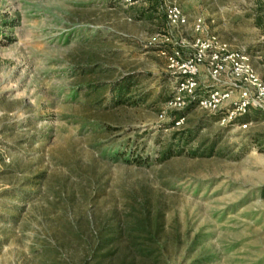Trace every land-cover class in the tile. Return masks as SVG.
I'll return each mask as SVG.
<instances>
[{"label": "rangeland", "instance_id": "374dc122", "mask_svg": "<svg viewBox=\"0 0 264 264\" xmlns=\"http://www.w3.org/2000/svg\"><path fill=\"white\" fill-rule=\"evenodd\" d=\"M202 1L264 80V0ZM171 5L0 0V264H264V113L229 125L194 107L167 126L160 49L193 40Z\"/></svg>", "mask_w": 264, "mask_h": 264}, {"label": "built area", "instance_id": "2783aa9c", "mask_svg": "<svg viewBox=\"0 0 264 264\" xmlns=\"http://www.w3.org/2000/svg\"><path fill=\"white\" fill-rule=\"evenodd\" d=\"M165 11L169 27L183 30L189 26V19L180 7L171 5ZM192 30L195 35L191 44L182 41L185 48L189 46L190 53L188 49L186 53L183 46L182 49H171L166 45L160 49L168 68L176 75V90L166 108L182 111L193 105L198 110L222 113V122L228 123L250 110L264 113V80L253 68L250 55L244 50H232L217 34L209 31L202 17L194 19ZM202 68L211 79L210 85L205 87L200 85L199 79ZM235 98L237 100L231 104ZM166 111L161 112L162 119ZM185 121V115L177 119L175 128H182ZM241 127L246 129L248 124Z\"/></svg>", "mask_w": 264, "mask_h": 264}, {"label": "trees", "instance_id": "16d2710c", "mask_svg": "<svg viewBox=\"0 0 264 264\" xmlns=\"http://www.w3.org/2000/svg\"><path fill=\"white\" fill-rule=\"evenodd\" d=\"M133 1H138V0H133ZM139 17H137V19H143V18H145L143 15H140ZM147 19L153 20V19H155V16H153V14H149L147 16ZM159 32L165 34V31H162V32L159 31ZM89 86H92V85H89ZM133 86H134V83H132L129 80H126L125 79L118 86L112 87V89H113L112 92L114 93L112 95L113 103L115 105L128 104L130 101H129V99H127V97L130 94L131 89H132ZM89 89L91 90L92 87H89ZM172 95L174 96L173 93H172ZM173 96H171L167 100L166 104L173 98ZM132 104H137V101L134 102V103H132ZM191 108H194V106L193 105H190L189 107L185 108L182 111H176V110L170 111L169 112L170 123L167 126L168 127L175 128V122H176V120L179 119L180 117L184 116L185 113H187L186 111H189ZM250 112L251 111H249V113H246V115H243L242 117H239V118L235 119L234 121H232L231 123H229V125L235 124V123H240V122L244 121V119L249 116ZM218 114L222 117V113H218ZM170 157H171L170 154H168L167 152H164L163 155H162V160L163 161L164 160H167Z\"/></svg>", "mask_w": 264, "mask_h": 264}, {"label": "crops", "instance_id": "0c3cea01", "mask_svg": "<svg viewBox=\"0 0 264 264\" xmlns=\"http://www.w3.org/2000/svg\"><path fill=\"white\" fill-rule=\"evenodd\" d=\"M179 1H180L181 10L184 11L183 13H185V15L189 19V27L191 28V30H192V23H193L194 19H196L198 17H202L203 19H208L207 13L204 10L206 3H204L202 0H179ZM139 16L140 15H138L137 17H139ZM143 16L145 17L143 19H147V13L143 14ZM153 16H154V14H153ZM209 18L214 19V17H209ZM165 19H166V17H165ZM206 24H207V22H206ZM192 33H193V37H194L195 34H194V32H192ZM204 72H205L204 68H202L200 76H202Z\"/></svg>", "mask_w": 264, "mask_h": 264}]
</instances>
